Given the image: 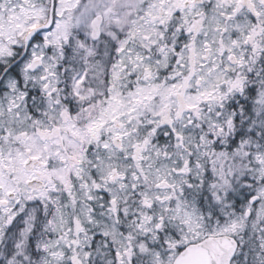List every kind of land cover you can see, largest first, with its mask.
Masks as SVG:
<instances>
[{"label":"snow or ice","instance_id":"snow-or-ice-1","mask_svg":"<svg viewBox=\"0 0 264 264\" xmlns=\"http://www.w3.org/2000/svg\"><path fill=\"white\" fill-rule=\"evenodd\" d=\"M0 264H264V0H0Z\"/></svg>","mask_w":264,"mask_h":264}]
</instances>
